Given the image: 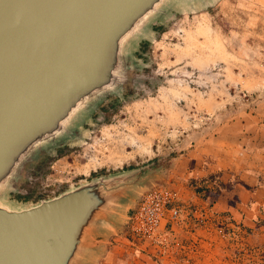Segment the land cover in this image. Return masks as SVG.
I'll return each mask as SVG.
<instances>
[{
  "label": "rangeland",
  "instance_id": "obj_1",
  "mask_svg": "<svg viewBox=\"0 0 264 264\" xmlns=\"http://www.w3.org/2000/svg\"><path fill=\"white\" fill-rule=\"evenodd\" d=\"M184 8V9H182ZM123 91L76 138L27 164L12 200L35 203L94 177L148 174L178 217L135 236L118 264H264V0L177 4L136 46ZM137 197V198H136Z\"/></svg>",
  "mask_w": 264,
  "mask_h": 264
},
{
  "label": "water",
  "instance_id": "obj_2",
  "mask_svg": "<svg viewBox=\"0 0 264 264\" xmlns=\"http://www.w3.org/2000/svg\"><path fill=\"white\" fill-rule=\"evenodd\" d=\"M196 1L0 0V264H94L97 238L128 221L146 172L97 176L24 204L12 200L15 183L122 93L152 26Z\"/></svg>",
  "mask_w": 264,
  "mask_h": 264
},
{
  "label": "built area",
  "instance_id": "obj_3",
  "mask_svg": "<svg viewBox=\"0 0 264 264\" xmlns=\"http://www.w3.org/2000/svg\"><path fill=\"white\" fill-rule=\"evenodd\" d=\"M178 197L169 188L153 187L144 192L128 218V227L135 236L152 238L161 224H172L178 217Z\"/></svg>",
  "mask_w": 264,
  "mask_h": 264
},
{
  "label": "crops",
  "instance_id": "obj_4",
  "mask_svg": "<svg viewBox=\"0 0 264 264\" xmlns=\"http://www.w3.org/2000/svg\"><path fill=\"white\" fill-rule=\"evenodd\" d=\"M120 228L108 230L96 240L98 251L93 256L94 264H118L120 259L119 251H121L126 244H132L124 234V224ZM148 264V263H147ZM151 264H155L151 260Z\"/></svg>",
  "mask_w": 264,
  "mask_h": 264
},
{
  "label": "bare ground",
  "instance_id": "obj_5",
  "mask_svg": "<svg viewBox=\"0 0 264 264\" xmlns=\"http://www.w3.org/2000/svg\"><path fill=\"white\" fill-rule=\"evenodd\" d=\"M182 9H184V8H182Z\"/></svg>",
  "mask_w": 264,
  "mask_h": 264
}]
</instances>
